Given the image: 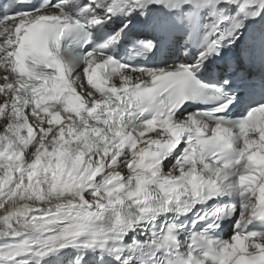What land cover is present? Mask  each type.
Masks as SVG:
<instances>
[{
    "label": "snow or ice",
    "instance_id": "obj_1",
    "mask_svg": "<svg viewBox=\"0 0 264 264\" xmlns=\"http://www.w3.org/2000/svg\"><path fill=\"white\" fill-rule=\"evenodd\" d=\"M0 264H264V0H0Z\"/></svg>",
    "mask_w": 264,
    "mask_h": 264
}]
</instances>
